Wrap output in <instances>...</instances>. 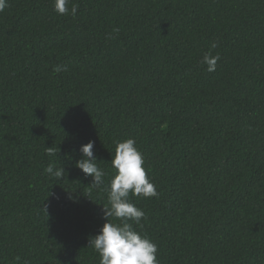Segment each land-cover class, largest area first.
<instances>
[{"label":"trees","instance_id":"trees-1","mask_svg":"<svg viewBox=\"0 0 264 264\" xmlns=\"http://www.w3.org/2000/svg\"><path fill=\"white\" fill-rule=\"evenodd\" d=\"M72 2L75 18L54 0L0 11V264H100L89 240L128 138L158 192L129 194L145 212L129 222L159 264H264V0ZM90 141L101 188L75 167Z\"/></svg>","mask_w":264,"mask_h":264},{"label":"clouds","instance_id":"clouds-1","mask_svg":"<svg viewBox=\"0 0 264 264\" xmlns=\"http://www.w3.org/2000/svg\"><path fill=\"white\" fill-rule=\"evenodd\" d=\"M7 6V0H0V11ZM78 7V4L73 3L72 0H54V10L60 15L70 14L75 18ZM217 47L218 43L212 42L209 51L202 57L201 64L207 66L208 72L216 71L217 62L220 60V55L213 54L212 51ZM53 70L59 73L68 69L66 65H56ZM80 152L83 155L76 162L75 167L93 177L92 185L101 188L105 173L98 167V159L94 155V142L90 141L82 145ZM46 154L54 157L57 152L53 147H46ZM111 165L116 173L110 181L108 204L103 205L106 223L97 235L90 238L89 247L94 248L99 254L100 264H159L157 245L146 235L136 231L129 222L133 221L139 225L145 217V212L131 202L130 193L143 198L158 195L155 184L143 166L144 156L136 146L134 138L116 142L115 156L112 157ZM45 172L57 180H62L65 174L62 166L56 168L52 164L45 168ZM113 217L120 223L112 222Z\"/></svg>","mask_w":264,"mask_h":264}]
</instances>
